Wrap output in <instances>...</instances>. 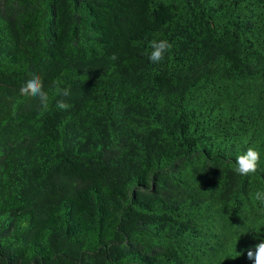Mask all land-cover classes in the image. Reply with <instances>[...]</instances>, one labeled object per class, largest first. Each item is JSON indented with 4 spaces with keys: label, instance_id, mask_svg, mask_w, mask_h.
<instances>
[{
    "label": "trees",
    "instance_id": "trees-1",
    "mask_svg": "<svg viewBox=\"0 0 264 264\" xmlns=\"http://www.w3.org/2000/svg\"><path fill=\"white\" fill-rule=\"evenodd\" d=\"M258 190L264 0H0V264H252Z\"/></svg>",
    "mask_w": 264,
    "mask_h": 264
},
{
    "label": "clouds",
    "instance_id": "clouds-1",
    "mask_svg": "<svg viewBox=\"0 0 264 264\" xmlns=\"http://www.w3.org/2000/svg\"><path fill=\"white\" fill-rule=\"evenodd\" d=\"M149 48L151 50L148 52V59L152 63L158 64L165 59L166 54L171 48V44L166 39H153L149 42ZM111 59L116 60V54H113ZM51 87L61 97L70 95V89L60 88L58 83H54ZM19 92L22 96L35 99L41 109L47 110L49 108V91L46 90L44 80L40 74L29 73L28 79L21 84ZM56 107L60 110H67L70 105L64 99H58L56 101ZM259 161L260 152L256 148L249 146L246 151L239 152L236 155L234 171L240 176H250L257 172ZM254 198L262 206L261 211H264V191H256ZM246 251L247 258L252 261V264H264V238H260L258 243Z\"/></svg>",
    "mask_w": 264,
    "mask_h": 264
}]
</instances>
